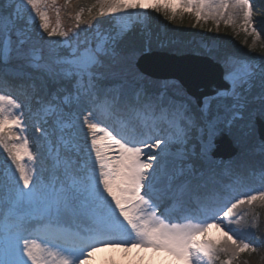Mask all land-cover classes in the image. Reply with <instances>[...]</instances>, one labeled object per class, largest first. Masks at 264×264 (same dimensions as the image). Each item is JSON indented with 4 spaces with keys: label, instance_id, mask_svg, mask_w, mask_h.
<instances>
[{
    "label": "snow or ice",
    "instance_id": "obj_1",
    "mask_svg": "<svg viewBox=\"0 0 264 264\" xmlns=\"http://www.w3.org/2000/svg\"><path fill=\"white\" fill-rule=\"evenodd\" d=\"M176 3L180 11L171 0L163 6L160 0H95L87 17L81 8L75 29L64 31L59 10L55 26L50 23L48 8L58 9V0H6L0 60L28 64L38 76L19 72L9 79L0 72V147L10 161L0 174V264H94L101 248H150L184 264H216L224 256L223 264H236L241 254L257 250L238 235L247 227L232 225L249 214L246 206L264 202V164L261 187L249 189L239 157L218 159L214 149L224 135L240 145L251 141L259 122L264 150V67L205 45L197 54L219 65L220 81L194 98L178 81L136 70L137 56L152 49L150 35L134 42L109 25L105 35L89 38L98 30L97 16L132 20L136 10L151 8L170 22L188 13L194 28L211 21L217 31L221 23L242 29L252 36L250 49L259 39L249 0ZM30 14L49 38L38 36L32 44L41 50L39 63H31L25 47ZM57 36L67 51L52 49ZM113 81L119 87H109ZM34 111L43 116L30 123ZM109 120L125 127L117 131ZM53 153L55 164L46 168L42 161ZM211 228L225 239L197 240Z\"/></svg>",
    "mask_w": 264,
    "mask_h": 264
},
{
    "label": "rangeland",
    "instance_id": "obj_2",
    "mask_svg": "<svg viewBox=\"0 0 264 264\" xmlns=\"http://www.w3.org/2000/svg\"><path fill=\"white\" fill-rule=\"evenodd\" d=\"M144 2L153 3L155 2V0H144ZM164 2L165 0H160L161 6L164 5ZM249 3H251L253 6L252 13H251V21L253 25L256 27L257 31L259 32V39L257 40L256 45H255V47L259 48V55L257 51H254L252 49L254 51V56L252 58L251 57L246 58V56L249 55L248 52L250 51V48L248 47V45L252 44V36L249 33H245L242 29H237L232 26H227L229 29L232 30L233 34L230 35L229 37L223 38L221 36V31H222L221 27H225V25L221 23L220 29L219 31H217L215 25L212 24L211 21H209L208 23H211L214 26V28L212 29V32L208 33V36L200 35L196 37L195 39H192L191 40L192 43H190V40H187V42H185V45L187 47H190V49L191 48L192 49H191V52H183V53L197 54L198 52L204 51V46L207 45L213 51H218L221 54L226 53L229 55H235L241 58H245L247 60L253 61L255 64L261 67H264V0H249ZM170 6L173 8H176L177 11H180V8L177 5L176 0H171ZM0 10L2 9L0 8ZM57 10H59L60 12L59 22L61 24L62 30L64 31H68L69 29L74 30L77 24V21L75 19V15L77 13L76 10L73 11L72 6H66L64 4V0H58V9H53L51 7L48 8V12L50 15V23L53 26H55V23H56V19H57L56 11ZM137 13H140V14L137 15ZM132 15H133L132 20H129V17L126 14L120 15L114 18L116 24H118L117 31L125 32L137 22H139L140 24H142L143 27L146 28L149 24L148 22L154 20L155 15L161 16V17L163 16L162 13H157L155 12L154 9H151V8L146 9V10H136V12H133ZM26 17L27 19L30 20V22L35 23V26L37 27L36 29L38 30L39 29L38 18H35L34 14L27 15ZM93 24L97 25V22L93 21ZM102 25L100 23L97 25L98 30L93 32L92 35L89 36L90 39H92L94 36L105 35V33L102 32V29L104 26ZM81 27L84 28L86 26L82 25ZM43 35H45V33H43L41 29H40V35L31 34V40L25 46L26 49L30 52L31 63H39V60L37 58L41 56V50L39 47H32V44L33 42L37 40L38 36L43 41H47L49 39L47 37V34L45 36ZM69 35H71V33H69ZM83 35L84 33L82 32V36ZM61 39L62 38L58 36L51 38L53 42L52 49L56 53H63L68 50L67 48L63 46L56 44V42L61 41ZM167 42L170 43L169 44L170 46L173 45L171 41H167ZM175 42L176 44L181 43L179 40ZM64 43L74 44L75 41H67V39L64 38ZM156 50H159V49L156 48ZM0 64H3V60H2V63ZM135 67L139 73L143 74L145 77H148L150 79H160V80L167 79L170 81H178L176 78H169V77L168 78H154V77H151L141 72L136 66V64H135ZM2 68L3 66L0 65V72H4L7 76H11L12 78H14L15 74L19 72L31 73L32 75L37 74L36 70L33 67L29 66L28 64L21 65V63L16 61L15 59L9 60L7 63H4V68L3 69ZM109 87L117 88L119 87V82L118 81L110 82ZM7 94H10V93L7 92ZM41 116H43V113H37L34 111L29 116V122L35 123L37 120L41 118ZM63 123L65 126H67L70 124V121L65 120L63 121ZM108 123L117 131L122 130V126L123 128L125 127V125H122V121L120 120H109ZM83 131L87 133L86 128ZM29 135H32V133H29ZM80 146L87 147L88 145H85L83 141H81ZM1 149L2 147H0V150ZM255 149L256 148L253 147V150ZM239 154L240 153L236 152L235 155L239 157ZM41 155L42 156L46 155V151L43 146H41ZM3 156H6V157L3 158ZM54 156H55V153H53L52 157L49 158V161L48 160L42 161V163L44 164L46 168H50L55 164ZM231 157H227L225 159L228 160ZM9 166H10V162L7 160V155L6 153L3 152V150H1L0 151V174L6 171ZM258 166L256 168H258ZM256 168H254L253 170L254 171L257 170ZM257 175L260 176L259 177L260 181L253 182L251 184L249 183V185H247L246 188L259 189L261 187V183H262L261 182V171L257 172ZM246 208L249 214L243 217L240 224H234L235 226L234 228L239 229L241 227H247L246 231H238V235L243 237L245 240H249V241L252 240L254 245L262 248L261 245H263L262 243H264V221L262 222L261 217L264 213V202L257 201V202H254L253 206H246ZM169 212L170 214H173L171 208L169 209ZM41 234H42L41 230L37 229L36 235L38 237V242H39V237L41 236ZM201 239L211 240L213 242H220V241H223L225 237L223 235V232L220 231L219 229L211 228L203 236L197 237V240H201ZM261 239H263V242H261ZM240 257H242V254ZM226 259L227 257L222 256L219 262L218 260L216 261V264H223V262ZM93 260H94V264H152L155 261H156V264H184L183 260L177 259L176 257L170 256L169 254L164 253V252H154L150 248L149 249L132 248L127 251L124 248H117V249L101 248L94 254ZM239 264H246V256L242 258Z\"/></svg>",
    "mask_w": 264,
    "mask_h": 264
},
{
    "label": "trees",
    "instance_id": "obj_3",
    "mask_svg": "<svg viewBox=\"0 0 264 264\" xmlns=\"http://www.w3.org/2000/svg\"><path fill=\"white\" fill-rule=\"evenodd\" d=\"M6 0H0V8L5 11V13L8 11L7 9L3 8L4 3ZM95 1L94 0H73L72 4L69 6L73 7V11L76 10V12H79L81 8H83L84 16L87 17V8L90 7ZM27 19V17H25ZM93 21H99V23L105 27L111 26L112 29L117 31L118 24H116L115 19L113 17H99L97 16L96 19ZM36 22V21H35ZM148 26L145 28L140 24L139 22L135 23L131 28L123 32L125 35H127L128 39L130 41L139 42L141 35L146 33L152 37V49H159V50H165L170 52H176V53H183V52H191L190 47H187L185 45V42L187 40H190V43H192V39H195L198 36H208V33L212 31H208L209 28L213 29L214 26L211 23L205 24V27L202 29L199 26L192 27V24L194 23V19L191 17L190 14L185 13L183 16V19H180L179 17L176 18L174 22L168 21L163 16H154V20L148 22ZM211 25V26H210ZM31 34L33 35H40V29H36L35 23L31 22ZM221 36L223 38L229 37L233 34L232 30L229 29L227 26L221 27ZM46 35V33H45ZM43 35V36H45ZM179 40L181 43L176 44L175 41ZM167 41H171L173 45H169L170 43ZM190 46V44H189ZM254 51H257L259 55V48L254 47L252 48ZM250 49L248 52L249 57L254 56V51ZM34 78L37 77L36 75H33ZM9 79H12L11 76H8ZM8 93L18 97L19 99H23V96L20 91L15 89H8L6 90ZM255 107V105H253ZM230 137V136H229ZM232 139V137H231ZM233 142H235L232 139ZM235 144L238 147L237 152L239 154V162L242 165L241 169V181L245 183L246 179L250 176H253L254 173L258 170L259 167L264 164V150L262 148L260 149V140L257 137L256 129H255V136L251 141H247L244 145ZM248 145V146H247ZM253 147L256 148L253 150ZM250 148V149H249ZM3 150V149H1ZM0 150V151H1ZM261 154V155H260ZM6 156H3L5 158ZM248 161V162H247ZM258 163V164H257ZM255 164V166H254ZM259 165V166H258ZM258 166V168H256ZM256 168L257 170H253ZM260 169V168H259ZM262 222L264 221V213L261 217ZM261 242H263V239H261ZM264 245V243H262ZM262 248L257 247V250L255 252H247L243 253L242 257H239L236 264H239V262L242 260L243 257L246 256V264H264V246ZM221 260V259H220ZM218 260V262L220 261ZM152 264H156V261Z\"/></svg>",
    "mask_w": 264,
    "mask_h": 264
},
{
    "label": "water",
    "instance_id": "obj_4",
    "mask_svg": "<svg viewBox=\"0 0 264 264\" xmlns=\"http://www.w3.org/2000/svg\"><path fill=\"white\" fill-rule=\"evenodd\" d=\"M135 64L141 72L151 77L176 78L186 92L194 98H199L204 93H210L213 86L220 81L219 65L205 55L152 49L141 53ZM0 65L4 68V62ZM257 119L259 120V118ZM255 129L260 140L259 122ZM214 150L218 159H225L236 154L238 147L231 137L224 135L218 137Z\"/></svg>",
    "mask_w": 264,
    "mask_h": 264
},
{
    "label": "bare ground",
    "instance_id": "obj_5",
    "mask_svg": "<svg viewBox=\"0 0 264 264\" xmlns=\"http://www.w3.org/2000/svg\"><path fill=\"white\" fill-rule=\"evenodd\" d=\"M10 162V161H9ZM248 162V161H247ZM254 166H255V164H254ZM257 167V166H256ZM254 174H256V173H254ZM257 177V176H256ZM258 177H260V176H258ZM247 179H251V180H248V181H246L245 183H243V184H245V186H247V185H249V183L251 184V183H253V182H259L260 181V178H257V179H255V178H253V176H250V177H248ZM246 179V180H247ZM248 183V184H247ZM259 210V209H258ZM233 227H235L234 225H232ZM251 242H252V240H251ZM253 243V242H252Z\"/></svg>",
    "mask_w": 264,
    "mask_h": 264
}]
</instances>
